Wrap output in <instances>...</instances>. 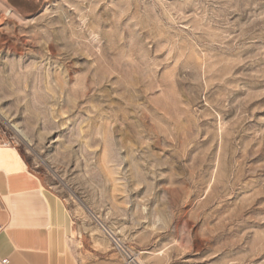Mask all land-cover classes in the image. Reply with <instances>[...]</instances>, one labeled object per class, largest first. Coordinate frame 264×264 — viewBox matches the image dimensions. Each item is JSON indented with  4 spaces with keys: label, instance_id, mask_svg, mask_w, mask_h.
Here are the masks:
<instances>
[{
    "label": "rangeland",
    "instance_id": "1",
    "mask_svg": "<svg viewBox=\"0 0 264 264\" xmlns=\"http://www.w3.org/2000/svg\"><path fill=\"white\" fill-rule=\"evenodd\" d=\"M0 134L79 264H264V0H0Z\"/></svg>",
    "mask_w": 264,
    "mask_h": 264
},
{
    "label": "crops",
    "instance_id": "2",
    "mask_svg": "<svg viewBox=\"0 0 264 264\" xmlns=\"http://www.w3.org/2000/svg\"><path fill=\"white\" fill-rule=\"evenodd\" d=\"M0 134V264H79L64 202Z\"/></svg>",
    "mask_w": 264,
    "mask_h": 264
},
{
    "label": "built area",
    "instance_id": "3",
    "mask_svg": "<svg viewBox=\"0 0 264 264\" xmlns=\"http://www.w3.org/2000/svg\"><path fill=\"white\" fill-rule=\"evenodd\" d=\"M4 145H9V143L5 142ZM1 264H8V260H2Z\"/></svg>",
    "mask_w": 264,
    "mask_h": 264
}]
</instances>
